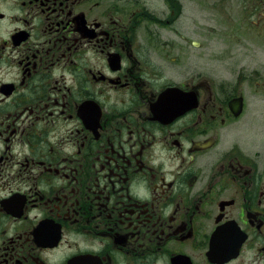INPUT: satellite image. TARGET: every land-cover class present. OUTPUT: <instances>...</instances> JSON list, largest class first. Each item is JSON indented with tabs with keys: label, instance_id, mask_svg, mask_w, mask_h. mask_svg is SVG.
<instances>
[{
	"label": "flooded vegetation",
	"instance_id": "obj_1",
	"mask_svg": "<svg viewBox=\"0 0 264 264\" xmlns=\"http://www.w3.org/2000/svg\"><path fill=\"white\" fill-rule=\"evenodd\" d=\"M196 1L0 0V264H264V64Z\"/></svg>",
	"mask_w": 264,
	"mask_h": 264
},
{
	"label": "rangeland",
	"instance_id": "obj_2",
	"mask_svg": "<svg viewBox=\"0 0 264 264\" xmlns=\"http://www.w3.org/2000/svg\"><path fill=\"white\" fill-rule=\"evenodd\" d=\"M186 6L192 34L202 32L206 43L193 49L197 69L205 65L217 78L240 62L264 64V0H197L190 12Z\"/></svg>",
	"mask_w": 264,
	"mask_h": 264
}]
</instances>
